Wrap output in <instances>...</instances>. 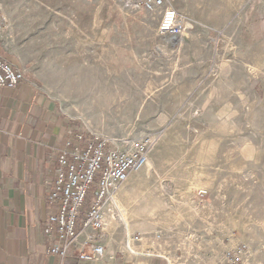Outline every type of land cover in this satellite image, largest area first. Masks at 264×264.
<instances>
[{
  "label": "rangeland",
  "instance_id": "1",
  "mask_svg": "<svg viewBox=\"0 0 264 264\" xmlns=\"http://www.w3.org/2000/svg\"><path fill=\"white\" fill-rule=\"evenodd\" d=\"M168 2L177 43L158 33L163 10L0 0V49L72 129L154 141L110 204L106 262L264 264V0Z\"/></svg>",
  "mask_w": 264,
  "mask_h": 264
},
{
  "label": "crops",
  "instance_id": "2",
  "mask_svg": "<svg viewBox=\"0 0 264 264\" xmlns=\"http://www.w3.org/2000/svg\"><path fill=\"white\" fill-rule=\"evenodd\" d=\"M0 57L5 58L1 49ZM23 71L17 88L0 89V264H81L71 256L63 261L49 255L56 241L44 233L57 209L47 201L56 180V157L72 123L39 80ZM125 263L170 264L143 253L106 262Z\"/></svg>",
  "mask_w": 264,
  "mask_h": 264
},
{
  "label": "built area",
  "instance_id": "3",
  "mask_svg": "<svg viewBox=\"0 0 264 264\" xmlns=\"http://www.w3.org/2000/svg\"><path fill=\"white\" fill-rule=\"evenodd\" d=\"M120 1L128 9L150 13L165 7V0ZM158 33L175 43L185 36L186 27L174 9L163 10ZM23 81L24 72L0 57V89L13 90ZM153 143L151 138L130 144L69 131L65 147L56 157V180L47 197L57 208L44 228L45 235L56 241L47 250L49 255L63 261L71 256L81 264H105L110 204L118 189L147 167ZM139 240L131 238L129 244Z\"/></svg>",
  "mask_w": 264,
  "mask_h": 264
}]
</instances>
